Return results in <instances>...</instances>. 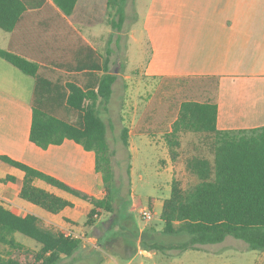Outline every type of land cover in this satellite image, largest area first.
<instances>
[{"label": "trees", "instance_id": "obj_1", "mask_svg": "<svg viewBox=\"0 0 264 264\" xmlns=\"http://www.w3.org/2000/svg\"><path fill=\"white\" fill-rule=\"evenodd\" d=\"M78 1L0 0V27L13 34L10 48H0V55L35 78L30 141L47 149L69 138L94 151L96 171L106 195L97 197L7 155H0V160L24 172L20 198L51 213L72 206L70 201L34 183L36 179L45 180L89 202L92 208L86 221L94 225L100 210L115 209L114 150L101 111L109 110L118 75L111 72L110 55L104 57L69 22ZM128 2L107 0V22L113 29L122 30ZM22 35L29 40L43 36L50 47L60 44L62 50L46 56L38 51L30 53L16 45ZM155 78L162 82L134 133H162L173 162L181 156L183 137L188 136L192 150L184 163L191 182L184 184L174 172L162 218L165 233L185 232L191 238L182 244L156 242L152 248L194 249L222 242L230 235L245 241L250 249L264 251V126L218 128V75ZM176 86L180 90L173 94ZM129 138L130 128L125 126L121 141L126 148ZM1 180L15 181L16 177L8 175ZM17 233L36 240L38 248L19 241ZM83 242L35 214L18 215L0 203V264H59L63 255H72Z\"/></svg>", "mask_w": 264, "mask_h": 264}, {"label": "crops", "instance_id": "obj_2", "mask_svg": "<svg viewBox=\"0 0 264 264\" xmlns=\"http://www.w3.org/2000/svg\"><path fill=\"white\" fill-rule=\"evenodd\" d=\"M171 1L173 3L168 4V10L159 14L150 11L147 16L145 28L152 52L141 74L147 79L157 80L159 79L155 77L159 76L219 75L218 128L239 130L264 126V0ZM196 1L205 6L195 7ZM80 4L81 0L68 20L92 47L102 53L96 42L101 37V29L96 28V22L90 20L86 22L83 15H79ZM90 9L92 10V7ZM195 13L201 14L197 24L192 17ZM12 36V32L0 27L1 49L10 48ZM16 45L30 53L38 51L44 56L58 54L62 50L60 44H53L50 47L40 35L30 40L28 36L22 35L18 37ZM103 55L104 57L110 55L112 72L114 60L110 50ZM92 61L95 63L94 57ZM34 87L33 76L24 73L0 55V155L20 160L78 189L100 198L104 197L106 188L101 175L96 171L94 151L85 149L83 145L69 138L61 144L50 145L47 149L30 141ZM131 133L130 129V136ZM169 167L173 172V166ZM8 175L15 176L16 180H1ZM23 178L22 170L0 160L1 204L18 215L32 213L48 223L81 234L82 228L76 230L75 227L80 225L82 218L91 210L92 205L89 202L74 195L69 197L65 195L68 192L45 180L36 179L35 185L72 203V206H67L58 213L48 212L20 198ZM136 208L138 203L133 201L131 209ZM143 230L141 228L139 233L142 234ZM81 235L86 236L87 240L96 239L98 243H92L95 246L100 244L103 237L88 236L84 233ZM143 236L145 235L113 236L104 244L112 252L106 256L110 258L112 264H121V260L131 264L138 254L154 256L157 254L152 248L155 242L145 244ZM238 240L241 239L229 235L224 241L215 244L243 251L249 248L245 241L242 240L244 243L238 244ZM209 245L211 244L193 249L198 257L193 258L192 264H212L211 256L213 257L215 253L217 255L220 250L211 249ZM38 246L34 245L35 248ZM89 249L88 244L83 242L72 255H63L59 264H89L87 260ZM134 249L137 250L136 253L133 252ZM228 257L235 258V254L232 253L231 256L229 253ZM233 263L235 262L230 261L226 264ZM256 264H264V251H261L260 258L256 259Z\"/></svg>", "mask_w": 264, "mask_h": 264}, {"label": "rangeland", "instance_id": "obj_3", "mask_svg": "<svg viewBox=\"0 0 264 264\" xmlns=\"http://www.w3.org/2000/svg\"><path fill=\"white\" fill-rule=\"evenodd\" d=\"M106 2L107 0H81L78 12L79 15H83L86 22L87 20L96 22V28L101 29V37L96 42L103 54L110 50L114 60L112 70L117 69L118 75L116 84L113 86L114 92L109 110L101 111V116L109 125L108 140L114 150L115 185L112 197L115 209L113 212L100 210L95 217L97 222L94 225H89L86 217H83L82 224L75 227L76 230L82 228L81 234L88 236L103 235L97 246L92 244L98 243L96 239H89V241L84 236V243L90 247L87 252L89 264H112L110 258L106 256L112 252L104 244L115 235H145L142 238L143 243L157 242L165 245L182 244L191 238L185 232L165 233L163 230L165 223L162 218L164 200L171 195L174 172L179 175L184 184L191 182L189 175L185 172L184 163L185 156L192 150L188 145V136L183 137L181 156L173 162L162 133L155 136L134 133L152 96L162 82V79H147L141 74L152 52L145 21L150 11L154 14L162 13L168 10V4L173 2L171 0H129L128 16L121 31L113 29L108 24L109 10ZM194 5L195 7L205 6L198 1ZM192 17L197 24L201 14L195 13ZM179 90L180 86H176L172 93L177 94ZM167 93L170 92L167 91ZM125 126L132 131L128 148L121 141V132ZM170 165L173 166V172ZM65 195L73 197L69 193ZM133 201L138 203V208L135 210L131 209ZM144 207L152 210L154 214L152 220L147 221L141 216L140 211ZM141 228L144 229L142 234L139 233ZM148 235L154 236L148 237ZM17 239L33 248H35L34 245H39L36 240L21 233H17ZM238 241V244L244 243L242 240ZM209 247L220 250L217 255L215 253L213 257L211 256L212 264H226L230 261L235 262L233 264H256V259L260 258L262 251L250 248L243 251L221 244H211ZM136 251V249L133 250L134 253ZM155 252L157 254L152 257L138 254L131 264H192L193 258L198 257L193 249L164 248L156 249ZM229 253L231 256L234 253L235 258L228 257ZM120 262L127 263L124 260Z\"/></svg>", "mask_w": 264, "mask_h": 264}, {"label": "built area", "instance_id": "obj_4", "mask_svg": "<svg viewBox=\"0 0 264 264\" xmlns=\"http://www.w3.org/2000/svg\"><path fill=\"white\" fill-rule=\"evenodd\" d=\"M141 216L143 217V219L149 221L153 219V212L150 208L144 207L141 209ZM63 230V232L65 233V235H69V236H75V237H80L84 240V236L78 233L73 232L70 229H66V228H61Z\"/></svg>", "mask_w": 264, "mask_h": 264}, {"label": "water", "instance_id": "obj_5", "mask_svg": "<svg viewBox=\"0 0 264 264\" xmlns=\"http://www.w3.org/2000/svg\"><path fill=\"white\" fill-rule=\"evenodd\" d=\"M116 72H117V69L114 71V70H112V73H115L116 74Z\"/></svg>", "mask_w": 264, "mask_h": 264}]
</instances>
